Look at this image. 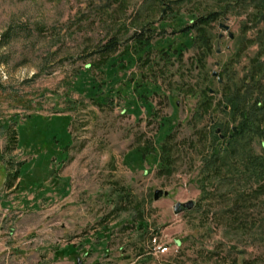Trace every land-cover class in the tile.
Listing matches in <instances>:
<instances>
[{"label":"rangeland","instance_id":"374dc122","mask_svg":"<svg viewBox=\"0 0 264 264\" xmlns=\"http://www.w3.org/2000/svg\"><path fill=\"white\" fill-rule=\"evenodd\" d=\"M255 11L243 0H0V264H264V193L239 204L242 180L203 171L210 132L226 147L238 125L219 102L262 50ZM209 14L204 56L199 32L183 30ZM113 37L116 52L102 54ZM205 88L215 99L201 116ZM158 189L169 194L156 200Z\"/></svg>","mask_w":264,"mask_h":264},{"label":"trees","instance_id":"16d2710c","mask_svg":"<svg viewBox=\"0 0 264 264\" xmlns=\"http://www.w3.org/2000/svg\"><path fill=\"white\" fill-rule=\"evenodd\" d=\"M243 3L254 6L256 11L253 18L257 23L264 25V0H243ZM215 17V14L197 17L192 25L183 30L186 34L192 30L199 32L198 40L195 42L203 46L204 56L211 53L212 37L205 31L203 33L200 31L214 22ZM261 34L263 35L258 37L256 43L262 50L250 60L247 72L239 81L233 80L232 84L228 83L224 86L223 96L219 102L222 110L229 112L232 119L238 121L237 130L232 129V137L229 138L226 147L218 144L222 138L221 134L216 132L217 129L215 132L211 131L213 140L211 152L204 156L203 171L208 178L215 176L229 185L239 178L245 186H248V189L242 185L235 188V192H242L238 195L239 204L253 202V194L249 192L264 193V28ZM119 45L115 37L110 38L100 52L109 55L116 52ZM201 97L198 110L202 116L210 112L215 96L210 88H205ZM172 139L173 134L169 133L162 145L164 171H169L174 163ZM255 139L262 143L261 152L255 151L252 146ZM248 197L253 199L249 200ZM242 209L245 211L247 207ZM237 221L240 219L238 218Z\"/></svg>","mask_w":264,"mask_h":264},{"label":"water","instance_id":"95a60500","mask_svg":"<svg viewBox=\"0 0 264 264\" xmlns=\"http://www.w3.org/2000/svg\"><path fill=\"white\" fill-rule=\"evenodd\" d=\"M220 27H221V28H224L225 30H230V26L227 25V24H225V23H220ZM230 38H234V34H233L232 32H230ZM213 76H215V77L218 76V72L214 71V72H213ZM219 82H220V83L222 82V79H221V78H219ZM211 92L213 93L214 91L211 90ZM212 122L214 123V120H213V119H212ZM236 130H237V128L234 127V131H236ZM216 132H217L218 134H220V133H221V129L218 128V129L216 130ZM221 137L224 138V135H221ZM229 137H232V135H229ZM168 194H169V193H168L167 191H164V190L158 189V190H156L155 193H154V198H155L156 200H158V199H160L161 197H163L164 195L167 196ZM193 207H194V202H193V201H190V202H187V203H181V202H179V203H177V204L175 205L174 210H175V213L178 214V213H181V212L186 211V210H191ZM79 264H82V262L79 261Z\"/></svg>","mask_w":264,"mask_h":264},{"label":"built area","instance_id":"2783aa9c","mask_svg":"<svg viewBox=\"0 0 264 264\" xmlns=\"http://www.w3.org/2000/svg\"><path fill=\"white\" fill-rule=\"evenodd\" d=\"M169 251V246H159L158 247V252L159 253H166V252H168Z\"/></svg>","mask_w":264,"mask_h":264}]
</instances>
